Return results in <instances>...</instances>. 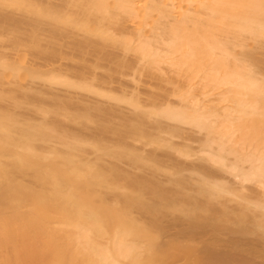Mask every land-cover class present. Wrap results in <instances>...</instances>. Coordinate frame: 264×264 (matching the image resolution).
<instances>
[{
	"label": "bare ground",
	"instance_id": "6f19581e",
	"mask_svg": "<svg viewBox=\"0 0 264 264\" xmlns=\"http://www.w3.org/2000/svg\"><path fill=\"white\" fill-rule=\"evenodd\" d=\"M0 264H264V0H0Z\"/></svg>",
	"mask_w": 264,
	"mask_h": 264
}]
</instances>
